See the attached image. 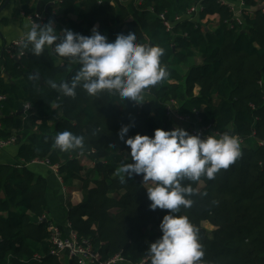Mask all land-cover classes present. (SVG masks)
Masks as SVG:
<instances>
[{"label":"trees","instance_id":"16d2710c","mask_svg":"<svg viewBox=\"0 0 264 264\" xmlns=\"http://www.w3.org/2000/svg\"><path fill=\"white\" fill-rule=\"evenodd\" d=\"M223 1L239 2L62 0L53 14L54 0L33 5L22 0L23 14H36L40 5L45 24L52 22L57 35L69 29L90 36L98 27L114 42L118 34L135 31L138 43L164 49L161 65L170 76L145 90L140 105L108 91L89 96L82 87L75 97H66L48 81L69 82L79 65L57 66L49 48L35 56L22 47L15 51L24 53L19 62L4 53L11 81L0 80V94L6 96L0 138L17 140V156L15 164L0 165V264H78L53 254L46 200L50 189L44 177L27 170L35 162L57 168L66 186L80 183L82 203L67 207V221L92 243L102 262L121 255L132 264H151L149 247L162 237L159 225L171 213L150 210L142 175L127 178L119 172L132 161L118 132L134 125L127 139L172 130L167 110L172 101L180 116L199 112L203 127L239 137L248 146H240V157L213 179L181 181L193 189L186 197L193 203L174 215L187 217L197 230L204 252L199 264H264V14L255 0H244L242 24L232 23L233 12ZM6 2L0 0V9ZM196 4L202 10L192 18L188 11ZM212 16L220 17L215 29L206 22ZM197 55L201 64L193 61ZM26 104L32 107L27 112ZM64 131L83 136L84 148H55V136Z\"/></svg>","mask_w":264,"mask_h":264},{"label":"clouds","instance_id":"9594fccd","mask_svg":"<svg viewBox=\"0 0 264 264\" xmlns=\"http://www.w3.org/2000/svg\"><path fill=\"white\" fill-rule=\"evenodd\" d=\"M62 35L52 22L45 25L32 23L18 43L31 48L40 56L46 48H53L60 58L80 67L69 82L48 85L66 97H75L82 87L89 96L108 91L118 94L125 101L137 105L144 100L143 93L165 81L170 73L161 65L164 49L137 42L135 31L116 36L109 42L94 27L90 36L65 29ZM134 125L122 126L118 138L130 148L132 163H124L119 172L132 178L143 176L147 184V197L151 211L170 210L159 225L162 237L149 247L151 264H199L204 256L198 242L197 230L187 217L176 216L181 206L190 208L193 201L186 197L193 189L182 186L181 181H198L202 176L213 179L221 169H227L240 157V142L227 133L215 135H190L180 127L170 131L156 129L152 137L137 134L125 139ZM54 147L61 152L84 148V137L69 131L58 133Z\"/></svg>","mask_w":264,"mask_h":264},{"label":"built area","instance_id":"2783aa9c","mask_svg":"<svg viewBox=\"0 0 264 264\" xmlns=\"http://www.w3.org/2000/svg\"><path fill=\"white\" fill-rule=\"evenodd\" d=\"M104 0H99V3L101 4ZM257 3L258 10L264 14V0H255ZM62 3V0H54L53 4L51 6H54V12L53 14L57 13L58 6ZM222 4L227 5L231 11L233 12V19L232 23H236L241 25L242 24V15L244 11L247 8V5L245 4L244 0H239L236 4H228L225 1L222 2ZM236 5L239 6V9L236 10ZM202 10L201 6L199 4H196L195 6L191 7L188 11V15L192 18L198 17V14ZM25 18H27L30 21V24L32 26V23H36L38 25H44L46 22V15L43 12H37L34 15H24ZM161 20L163 21L165 27L168 31L172 29L171 23L166 19V15L162 14L160 16ZM181 18L177 17L176 21H180ZM207 22V21H206ZM19 41V40H18ZM18 41H14L11 43L10 46H8L6 52L11 55L12 58L20 60L24 53L21 52L19 54L15 53L18 49L22 48V45L18 43ZM54 46L53 48H49L50 53L52 56H56L55 63L57 66L64 67L68 64V61L64 58H60L58 54L54 52ZM74 66H77L78 64H73ZM143 95H148L147 93H143ZM6 100V96L0 94V110L3 107V102ZM31 105L26 104L24 106V111L27 112L31 110ZM168 116L175 120L177 123H183L189 126V131L194 135H201V136H207V135H215L217 138H219L222 134L212 131L211 127H203L201 125V120L199 119V112H194V116H180L177 113L178 107L174 101H172L168 106ZM1 128V125H0ZM240 146L243 148L248 147L245 141H243L241 138H239ZM17 140L15 138H12L10 140H4L0 138V153H2L6 148L15 145ZM261 146H264V143L260 144ZM35 163H43L48 165L47 162H35ZM65 232V233H64ZM51 242L55 247L54 255H67L70 259H76L78 264H132L128 262L125 258H123L121 255H117L111 260L107 262H102L100 258L98 257L97 253L94 251V247L92 243L89 240L82 239L79 234L74 231L71 226L68 224L64 231L60 230L59 228H53L52 227V238ZM149 260H144L140 264H148Z\"/></svg>","mask_w":264,"mask_h":264},{"label":"crops","instance_id":"0c3cea01","mask_svg":"<svg viewBox=\"0 0 264 264\" xmlns=\"http://www.w3.org/2000/svg\"><path fill=\"white\" fill-rule=\"evenodd\" d=\"M28 1L30 5L36 0ZM22 0H11L10 3L0 14V80L11 81L4 65V53L12 42L20 40L22 34L30 30V21L24 17L22 8ZM239 6L236 5V10ZM6 20V23L3 21ZM210 29H215L220 21L219 16H212L207 18ZM194 63L201 64L202 59L197 55L193 59ZM0 110V123L3 114ZM174 127H180L184 130H189V126L183 123H177L172 120ZM17 156V145H12L0 153V165L15 164ZM27 170L36 176L44 177L50 189L46 196L48 212L47 217L51 222L53 228L65 230L68 225L67 221V207L78 206L82 203V193L80 191V183L74 182L72 186H66L58 174L55 167L43 163H32L27 166ZM144 186H148L144 183Z\"/></svg>","mask_w":264,"mask_h":264},{"label":"water","instance_id":"95a60500","mask_svg":"<svg viewBox=\"0 0 264 264\" xmlns=\"http://www.w3.org/2000/svg\"><path fill=\"white\" fill-rule=\"evenodd\" d=\"M11 0H7V2L1 7L0 9V14L2 13V11L5 9V7H7V5L10 3ZM48 8L46 9V12H48ZM37 12H40V5L37 6ZM16 62H19V60L16 58L15 59ZM34 75H37L36 73H34ZM41 81H42V78H41ZM43 82V81H42ZM2 115V114H1ZM72 264V262L70 263Z\"/></svg>","mask_w":264,"mask_h":264},{"label":"rangeland","instance_id":"374dc122","mask_svg":"<svg viewBox=\"0 0 264 264\" xmlns=\"http://www.w3.org/2000/svg\"><path fill=\"white\" fill-rule=\"evenodd\" d=\"M245 149H248V147H246ZM145 183V182H144ZM148 187H150L151 186V184H147V183H145Z\"/></svg>","mask_w":264,"mask_h":264}]
</instances>
